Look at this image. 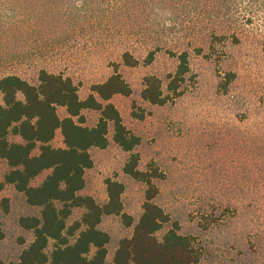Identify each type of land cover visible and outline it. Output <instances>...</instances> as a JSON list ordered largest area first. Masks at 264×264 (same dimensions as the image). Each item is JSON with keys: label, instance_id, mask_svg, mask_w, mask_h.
Here are the masks:
<instances>
[{"label": "rangeland", "instance_id": "obj_1", "mask_svg": "<svg viewBox=\"0 0 264 264\" xmlns=\"http://www.w3.org/2000/svg\"><path fill=\"white\" fill-rule=\"evenodd\" d=\"M16 2L21 12L14 16H18L16 22L21 21V29L13 27L11 20L12 33L4 34L0 17V77L17 74L37 86L38 71L44 68L72 78L80 97L86 99L93 85L106 82L118 71L132 93L117 95L111 102L127 130L140 138L134 150L140 156L139 169L161 175L153 181L159 189L153 202L179 224L182 235L195 239L201 257L197 264H264V21L247 22L256 11L243 10L236 41L213 38L221 35L224 26L201 0L179 7L172 17L177 23L168 22V28L160 13L148 21L140 12H127L119 0L113 1L115 12L106 22L96 19L89 6L80 16L67 5L62 11H50L39 5L41 0ZM29 9H36L35 13ZM153 44L165 48L152 64H146ZM166 48L190 52V71L178 97L168 90V77L176 72L178 61ZM195 48H202V54L195 53ZM125 51L140 64L126 66ZM228 73L236 78L223 91L220 84ZM149 76L162 81L164 95L170 98L167 104L153 105L142 98ZM58 114L62 119L68 116L63 107ZM84 116L88 127L100 119V113L92 110ZM113 133L111 125L109 146L91 151L94 165L85 174L86 187L81 192L104 205L108 179L125 187L124 212L134 225L127 227L120 216L103 218L99 227L110 235L108 262L114 260L120 241L133 235L148 189L124 173L130 154L113 142ZM10 140L20 142L13 136ZM51 144L64 148L60 131ZM9 171L7 162L0 159V263L20 264L23 251L34 241V232L24 229L20 220L40 217L41 209L31 207L24 194L5 183ZM82 213L74 211L69 226ZM171 227L166 225L158 237Z\"/></svg>", "mask_w": 264, "mask_h": 264}, {"label": "trees", "instance_id": "obj_2", "mask_svg": "<svg viewBox=\"0 0 264 264\" xmlns=\"http://www.w3.org/2000/svg\"><path fill=\"white\" fill-rule=\"evenodd\" d=\"M16 1L0 2L4 34L12 33L11 20L15 21L13 27H23H20L21 21L16 22L18 16H14L21 12ZM36 1L39 3V0ZM113 1L115 0H70L69 3L67 0H41L39 5L42 8L47 6L50 11L57 8L62 11L67 5L79 12L80 16L86 14L85 8L89 6L87 9H92V15L104 21L111 16V12H115L112 9ZM119 1L127 12H140L141 17L148 21L151 16L162 15L165 19L162 23L166 27L168 22L173 25L177 23L172 17L176 14L174 12L180 11L179 7L196 3L194 0ZM95 2L99 4L92 7ZM201 2L210 7V10L207 8L208 13L214 14L224 26L221 35H213L216 40L222 37L238 41L237 20L243 10L256 11L247 21L250 25L258 19L264 21V0ZM166 8L169 12L165 14ZM22 10L27 12L28 8ZM35 10L30 11L34 14ZM75 20L80 22V19ZM81 24H85V20ZM164 48L163 45L153 44L147 51L145 63L152 64L156 55ZM262 48L264 52V41ZM202 50L194 49L199 55ZM167 51L178 61L176 72L168 77V90L178 97L190 71V52L173 51L169 48ZM122 58L126 66L136 67L140 64V60L130 51H125ZM235 78V74L228 73L220 88L227 91ZM38 81L39 84L35 86L17 74L0 77V93L3 95V103L0 104V159L6 161L10 169L5 176V183L13 185L18 192L24 194L31 207L41 209L40 217H24L20 220L24 229L34 232V241L23 251L20 264L199 263L201 257L195 239L182 235L179 224L172 222L171 217L153 202L159 193L153 181L161 175L139 169L140 156L134 153V150L139 146L140 138L127 130L120 112L111 102L117 95H131L132 89L124 77L116 71L106 82L93 85L91 94L86 99L80 97L78 86L72 78L61 73L42 68L38 71ZM142 98L160 106L170 101L169 95H164L162 81L156 76L145 78ZM59 107L66 109V118L59 116ZM88 110L100 113V119L94 127L85 125L84 112ZM111 125L114 128L113 142L130 154L124 173L138 182L145 183L148 189L143 214L134 226L133 235L120 241L114 260L108 262L110 235L99 227L103 218L120 216L127 227L134 225L132 217L124 212L122 195L125 187L118 181L108 179V201L104 205L98 204L91 196L82 195L81 192L86 187L85 174L94 165L91 151L104 150L109 146ZM59 131L64 139V148H55L51 144ZM11 136L20 139V142L11 141ZM45 174L42 182L35 185V181ZM76 210H82V216L69 226V219ZM168 224H172V227L160 239L158 234ZM51 246L53 249L49 254L47 250Z\"/></svg>", "mask_w": 264, "mask_h": 264}]
</instances>
